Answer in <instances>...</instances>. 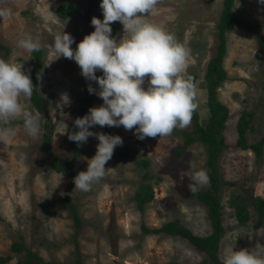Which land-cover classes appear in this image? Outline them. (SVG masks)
<instances>
[{
    "label": "rangeland",
    "instance_id": "rangeland-1",
    "mask_svg": "<svg viewBox=\"0 0 264 264\" xmlns=\"http://www.w3.org/2000/svg\"><path fill=\"white\" fill-rule=\"evenodd\" d=\"M72 2L79 9L61 18L55 7L61 2ZM100 0H5L3 6L11 9V16L0 18V58L23 65L30 72V57L26 50L17 47L25 36L42 45L41 74L36 89L45 100L46 114L39 111L31 100H22L34 115L53 124L50 150L58 157L71 155L70 141L64 124L68 126L77 117L84 116L80 98L94 81L80 74L75 61L57 58L53 49L54 36L63 31L74 38L73 49L86 32L94 31L92 17L103 19ZM223 0H159L154 12L146 21L174 34L185 47L191 49L186 71L194 74L195 103L198 121L207 115L203 73L209 57L214 55L217 42L216 22ZM231 8L238 16L248 20L250 28L237 26L225 32V54L222 66L227 78L217 87V96L228 107V118L222 129L225 146L217 157L219 171L225 182L219 191L222 204L221 222L226 226L218 242V258L223 250L252 249L257 243L264 245V237L256 235L264 227V217H254L239 224L228 203L231 193L243 197L260 195L264 198V143L260 157L249 148L241 149L234 142L235 120L241 108L252 111L246 141L253 142L264 134V4L258 0H232ZM112 37L126 38L120 22L110 25ZM97 76L102 72L97 71ZM147 86V80L144 87ZM63 94L70 104L63 105ZM91 107L102 105L95 94ZM193 126L192 120L188 130ZM12 127L14 136H0V254H10L11 264L22 252H10L9 244L20 236L23 243L44 259L72 264L73 240L76 239L84 264H187L203 257L185 238L164 233H142L140 223L156 227L161 222L174 219L192 232L205 234L210 226L206 206L196 200L188 188L191 181L183 175L191 165L196 170H208L204 145L194 141L178 154L183 145L182 129L170 136L138 139L133 131L120 127L95 126L89 130L120 136L122 146L115 148L105 167V177L92 186L91 191L75 189L73 178L87 169L88 160L96 153L99 141L89 137L87 143L77 146L78 153L72 161V179L55 172L49 165V155L40 147L41 136L30 137L16 120ZM69 129V128H68ZM75 129L74 131H76ZM136 158H146V168L152 173V198L142 211L132 197L144 167ZM158 175V182H153ZM205 185L202 188H206ZM70 189L69 200L80 219L75 231L69 205L64 199ZM251 208V207H250ZM76 234H73V232Z\"/></svg>",
    "mask_w": 264,
    "mask_h": 264
},
{
    "label": "clouds",
    "instance_id": "clouds-1",
    "mask_svg": "<svg viewBox=\"0 0 264 264\" xmlns=\"http://www.w3.org/2000/svg\"><path fill=\"white\" fill-rule=\"evenodd\" d=\"M258 2L264 4V0ZM4 3L5 0H0V18L12 14ZM158 3L159 0H100L103 19L92 17L94 31L84 36L75 49L71 47L75 41L69 33L63 31L54 36L56 59L75 61L80 74L98 86L93 88L89 84V94L103 101L73 121L76 131H69L63 123L62 134L77 146L87 143L89 137L99 141L87 169L73 178L77 190L91 191L105 177L108 170L105 165L115 148L123 145L120 136L92 132L90 128L123 126L140 140L167 137L177 128L188 127L198 107L194 78L185 74L191 49L181 44L174 34L146 21ZM114 22L122 24L126 38L112 37L110 25ZM17 47L28 53L42 49L41 43L30 35L19 39ZM97 71L102 75L97 76ZM33 89L21 63L0 58V136H14L12 124L16 120L22 121L30 137L43 134L41 117L22 103L31 99ZM62 97V106L70 104L67 94ZM183 175L191 181L188 188L192 194L210 182L207 171L196 170L194 164ZM256 235L264 237V227ZM221 264H264V245L257 243L252 249L240 250L228 246L221 254Z\"/></svg>",
    "mask_w": 264,
    "mask_h": 264
},
{
    "label": "trees",
    "instance_id": "trees-1",
    "mask_svg": "<svg viewBox=\"0 0 264 264\" xmlns=\"http://www.w3.org/2000/svg\"><path fill=\"white\" fill-rule=\"evenodd\" d=\"M232 0H223V5L220 9L218 18L214 23L216 27L217 42L215 46V53L208 58L205 64L203 73L204 88L206 93L205 105L207 107V115L203 121H198V114L196 110L193 113V126L188 130H181L183 137V145L176 150L180 153L188 144L199 141L204 145L206 153V165L208 166L207 174L210 182L206 188H200L194 193V198L206 206V217L210 226L209 232L205 234H197L192 232L188 227L179 223L177 220L168 219L161 222L156 227H148L144 223H140L142 233H164L168 235H179L185 238L196 250L203 253V257L197 261L189 262L187 264H221V259L218 258V242L223 236L226 226L221 222L222 204L220 202L219 191L225 179L222 177V172L218 169L217 157L220 150L225 146L224 138L222 136V129L225 126V121L228 118V107L220 101L217 96V87L227 78L225 69L222 66V59L225 54V32L233 27H241L248 29L250 24L248 20L238 17L231 8ZM79 9L72 2H61L55 7V13L64 18L71 13H78ZM89 33L86 32L85 36ZM259 43L262 44L261 38ZM41 52L29 53L30 57V72L29 76L34 85L33 94L31 97L32 104L41 112L45 107L44 98L38 93L36 83L41 74ZM186 75L194 78L192 72L186 71ZM83 101L80 109L85 113L91 107L92 97L89 92L80 97ZM252 111L243 107L240 109L236 117L234 126L236 131L235 144L241 149L249 148L256 157H260L262 145L264 143V134L253 142H247L245 132L250 127ZM22 122L21 120H18ZM41 127L44 129L41 135L40 147L45 151L50 159L49 165L55 172H62L70 181L72 179V161L76 157L78 150L76 143L73 142L71 146V155L64 159L56 156L50 150V139L53 130V124L46 119L41 118ZM69 131H74L73 122L68 124ZM135 163L141 164L144 170L141 173V179L137 182L132 197L135 206L142 211L145 204L152 198V183L149 181L152 173L146 168V158H136ZM158 175H155L153 182H158ZM70 189L66 190L64 199L69 205V210L72 214L75 231L78 230L80 219L77 216L76 209L69 200ZM228 203L233 206V213L236 222L239 224L248 223L255 214V219L260 220L264 217V198L260 195H250L243 197L238 193H231L228 198ZM251 207V208H250ZM73 234H76V232ZM10 252H22L21 257L11 264H64L59 260L44 259L35 250L29 249L18 236L9 244ZM74 257L72 264H84L81 253L78 249L77 240H73ZM10 254H0V264L7 262ZM164 264H174L172 261H167Z\"/></svg>",
    "mask_w": 264,
    "mask_h": 264
},
{
    "label": "water",
    "instance_id": "water-1",
    "mask_svg": "<svg viewBox=\"0 0 264 264\" xmlns=\"http://www.w3.org/2000/svg\"><path fill=\"white\" fill-rule=\"evenodd\" d=\"M260 38H261V40H262V42H263V44H264V37L260 36ZM43 113L46 114L45 109H43Z\"/></svg>",
    "mask_w": 264,
    "mask_h": 264
}]
</instances>
